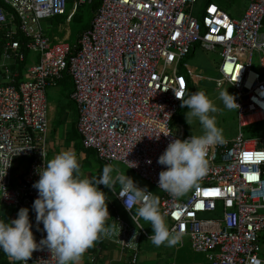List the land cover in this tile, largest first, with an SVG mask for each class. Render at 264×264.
Returning a JSON list of instances; mask_svg holds the SVG:
<instances>
[{"label": "built area", "instance_id": "obj_1", "mask_svg": "<svg viewBox=\"0 0 264 264\" xmlns=\"http://www.w3.org/2000/svg\"><path fill=\"white\" fill-rule=\"evenodd\" d=\"M198 1L0 0V219L28 208L37 243L46 236L31 210L38 196L33 184L47 163L46 91L68 77L83 147L103 165L121 163L157 188L160 212L180 240L187 237L209 264H264V128L250 139L242 135L264 124V0H246L240 19L213 2L197 15ZM94 2L89 27L74 43L51 39L42 28L59 17L69 24L80 7ZM197 45L218 50L215 83L236 91L239 133L209 148L206 175L187 198L177 199L159 189L166 166L157 161L173 139L188 138L173 120L189 88L184 60ZM29 54L37 58L22 80L19 69ZM254 54L261 71L252 70ZM112 193L133 226L115 215L107 237L130 251L134 264L141 238L151 235L132 220L121 187ZM137 205L132 202V211ZM27 264L56 260L44 247Z\"/></svg>", "mask_w": 264, "mask_h": 264}, {"label": "clouds", "instance_id": "obj_2", "mask_svg": "<svg viewBox=\"0 0 264 264\" xmlns=\"http://www.w3.org/2000/svg\"><path fill=\"white\" fill-rule=\"evenodd\" d=\"M220 99L229 110L239 108L236 98L227 90L220 93ZM181 100V106L188 108L185 113L187 123L191 125L193 119L198 120L203 134L191 135L183 140L173 139L158 158L157 162L166 166V170L159 173V189L177 199L206 175L209 148L225 142L222 129L217 127L216 116L213 115L218 108L205 92H192ZM113 171L112 165H105L100 176L82 177L80 163L71 150L48 160L44 167L38 169L40 178L33 184L38 196L31 206L37 230L45 232L46 236L37 243L30 210L21 208L17 218L0 219V250L13 261L27 264L34 251L46 247L56 264H80L85 251L102 235H112L115 226L106 223L110 217L107 195L99 185L113 191L117 183L121 187L119 196L127 197L125 205L133 213L132 220L137 227L141 220L150 223L151 242L157 247L176 245L180 236L167 226L159 209L158 197L147 188L138 187L126 174L113 177ZM133 201L140 204L135 212L130 206ZM41 223L42 230L39 228Z\"/></svg>", "mask_w": 264, "mask_h": 264}, {"label": "crops", "instance_id": "obj_3", "mask_svg": "<svg viewBox=\"0 0 264 264\" xmlns=\"http://www.w3.org/2000/svg\"><path fill=\"white\" fill-rule=\"evenodd\" d=\"M42 28L46 32L44 23H42ZM35 61V56L28 55L27 63L22 66V69H19L20 79H27V73L25 70ZM49 89H52V94H59V96H57L56 102H50L51 106H48L49 127L47 134V161L65 150H71L75 153L80 163L82 177L92 178L100 176L105 165H103L98 160L93 151L86 150L83 147L81 137L77 131L78 112L76 106L70 99V94L72 91V83L70 79L68 77H64L61 82H59L54 87H50ZM115 164L119 163L111 164L114 168L112 173L113 177H116L120 172L122 174H126L128 177H131L134 181L144 187V185H142L138 180H136L135 177L132 176L131 172H122L120 168L114 166ZM99 187L105 192L108 199V211L110 217H108L106 221L107 225L115 226V215H119L121 220L133 226V223L127 213L121 209V207L115 201L112 190L103 185H99ZM119 188L120 185L117 183L114 191L118 190ZM138 207L139 205L135 207L133 212H135ZM165 221L168 226L169 221L167 219H165ZM141 227L143 226L141 225ZM143 228L147 230L150 235H152V228L149 222H146V226ZM179 241L181 245H183V239ZM139 247V257L134 264H175L178 260L181 261V253L177 244L174 246H167L165 244L157 247L151 242L149 238L143 237L140 240ZM0 253L4 254L5 259H7L10 264H12L13 260L7 254H5L2 250H0ZM131 256L132 253L130 251L123 249L119 244L113 242L109 237L102 235L93 244V246L85 251L80 264H132L130 261Z\"/></svg>", "mask_w": 264, "mask_h": 264}, {"label": "rangeland", "instance_id": "obj_4", "mask_svg": "<svg viewBox=\"0 0 264 264\" xmlns=\"http://www.w3.org/2000/svg\"><path fill=\"white\" fill-rule=\"evenodd\" d=\"M208 0H199L196 5V14L198 15V11L203 10ZM213 3L220 6L231 18L240 19L244 14L247 2L246 0H211ZM69 8V6H68ZM87 7H80L78 15H85L82 24L77 22L74 18L69 24L64 20V17H59L60 20H46L43 23L46 27V34L51 39H64L68 38L69 42H76L77 33L80 30L81 25L90 23V13H87ZM264 31V30H263ZM33 55L37 58L35 54ZM252 70L261 71L258 57L254 54L252 59ZM185 64L188 66V70L192 72L194 75H198L200 78L196 80L189 79V71H183L184 76L188 80L189 88H188V96L192 92L203 91L205 94L213 101V103L217 106L218 111L213 115L216 116V124L217 127L222 129L224 139H233L238 133V122H237V112L236 109H227L222 100L220 99V93L227 90L229 94L233 95L236 98L235 89L228 85L223 84L220 87L216 86L215 80L219 78L220 74L218 73V67L221 63L220 56L218 50L216 51H206L201 49L198 45L195 47V50L188 55V57L184 60ZM52 90V89H51ZM51 90L48 88L46 91L48 106L51 103L57 101V96L59 94H52ZM55 93V92H54ZM187 96V97H188ZM51 108V107H50ZM49 108V109H50ZM188 111V108L184 106L182 114L180 118L177 116L173 120V126L176 128H180L185 136L190 137L191 135H202L203 129L198 120L193 119L192 124L189 125L186 121L185 113ZM260 128H264V124L250 126L242 129V135L244 139H250L257 136V133ZM19 163H22L21 160H16L15 165L18 166ZM117 168H120L122 172H127L128 169L123 164H115ZM133 177L136 178L144 187H146L153 196L160 197V191L152 186L151 184L145 182L140 179L135 174H132ZM192 189L184 194L181 198H187ZM10 212V211H9ZM16 214L12 213L11 219H15ZM205 217H211V215H205ZM140 224L145 227L146 221L141 220ZM180 249V260H178L175 264H209L206 256L201 253L195 252L190 245V241L187 237L183 238V245H181L180 241L177 243Z\"/></svg>", "mask_w": 264, "mask_h": 264}, {"label": "trees", "instance_id": "obj_5", "mask_svg": "<svg viewBox=\"0 0 264 264\" xmlns=\"http://www.w3.org/2000/svg\"><path fill=\"white\" fill-rule=\"evenodd\" d=\"M210 2H212V1H211V0H208V1H207V3H210ZM0 5H2L1 2H0ZM97 6H98V2H94V3H92L91 5H87V6H86V7H87V10H86V11H87L88 14L90 13V18L92 17V14H93L94 10L97 8ZM84 16H85V15H83V14H82V15H77V16L75 17V19H76L77 22H80V23L82 24V20H83ZM89 24H90V23H89ZM89 24H85V25H81V26H80L81 28H80L79 32L77 33V38H78V36L80 35V33H81L83 30H85V29H87V28L89 27ZM26 63H27V59H26L25 63L22 64V66H24ZM22 66H21V69H22ZM187 96H188V94L186 93V96H185L184 99H186ZM73 104H74V103H73ZM181 105H182V102H181L180 107H179V109H178V111H177V114H176V117L178 116L179 118H180V116H181V114H182V111H183V109H184V107H182ZM0 264H10V263L7 261V259H5L4 254H2V253H0Z\"/></svg>", "mask_w": 264, "mask_h": 264}, {"label": "snow or ice", "instance_id": "obj_6", "mask_svg": "<svg viewBox=\"0 0 264 264\" xmlns=\"http://www.w3.org/2000/svg\"><path fill=\"white\" fill-rule=\"evenodd\" d=\"M231 31V29H229V32Z\"/></svg>", "mask_w": 264, "mask_h": 264}]
</instances>
